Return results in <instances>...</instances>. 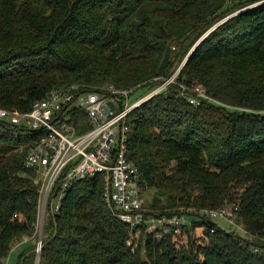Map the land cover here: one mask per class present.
Returning a JSON list of instances; mask_svg holds the SVG:
<instances>
[{
    "label": "trees",
    "instance_id": "trees-1",
    "mask_svg": "<svg viewBox=\"0 0 264 264\" xmlns=\"http://www.w3.org/2000/svg\"><path fill=\"white\" fill-rule=\"evenodd\" d=\"M174 76L130 115L129 160L143 196L156 191L151 215L200 219L130 245L98 176L48 215L39 264H264V0H0V109L29 113L71 85L144 95ZM37 139L0 119V264L28 242L17 264L38 259ZM219 209L247 237L203 216Z\"/></svg>",
    "mask_w": 264,
    "mask_h": 264
},
{
    "label": "built area",
    "instance_id": "built-area-1",
    "mask_svg": "<svg viewBox=\"0 0 264 264\" xmlns=\"http://www.w3.org/2000/svg\"><path fill=\"white\" fill-rule=\"evenodd\" d=\"M174 79L175 76L159 89L140 96L134 88L90 91L71 85L53 90L46 99L35 103L29 113L0 109V119L7 124L38 134L25 161V167L34 170L41 181L35 227L36 264L40 263L47 216L61 211L69 189L98 176L104 177L106 204L120 221L136 231L133 239H139L143 232L157 239L179 235L185 226L191 225L183 215L150 214L145 207L140 170L129 160L130 115ZM197 92L201 98L210 99L202 90ZM190 103L200 105L197 98H191ZM203 216L211 220L220 218L230 227L240 228L231 209L205 210ZM129 244L133 245V240ZM256 251L261 252L258 248Z\"/></svg>",
    "mask_w": 264,
    "mask_h": 264
},
{
    "label": "rangeland",
    "instance_id": "rangeland-1",
    "mask_svg": "<svg viewBox=\"0 0 264 264\" xmlns=\"http://www.w3.org/2000/svg\"><path fill=\"white\" fill-rule=\"evenodd\" d=\"M172 79V78H171ZM170 80V79H169ZM161 86H159L157 89H159ZM156 89V90H157ZM146 90L145 89H143V90H140V91H138L137 92V96H140V95H143L142 93L143 92H145ZM154 90H152V91H150V92H148L147 91V93H145V94H149V93H151V92H153ZM144 94V95H145ZM145 193H144V196H143V198L145 199V202H146V204H149V202H151L152 201V199H153V197L155 196V194H156V191L154 190V189H148L147 191H144ZM47 218H48V216H47ZM46 218V221H45V228H46V226H47V224H48V219ZM187 221L189 222L190 221V223H192L193 222V220L195 219V220H199L200 218L199 217H188L187 216ZM216 223L221 227V228H223V229H225L226 231H228V232H232V231H234V232H236L239 236H241V237H247L246 235H245V233L243 232V230H241L240 228H238V227H229V224L225 221V220H216ZM45 232V231H44ZM202 236V231L201 230H197V233H195V237H198V238H200ZM138 239H133V241L136 243V244H138L137 241ZM33 244V242H28V243H24V245H22V246H20L18 249H15V250H13L12 251V254L10 255V259L8 260V264H17V262H18V258H19V256H20V254L24 251V250H26L27 248H29L31 245ZM133 249H136V248H134L133 247ZM36 262H37V260H36Z\"/></svg>",
    "mask_w": 264,
    "mask_h": 264
},
{
    "label": "water",
    "instance_id": "water-1",
    "mask_svg": "<svg viewBox=\"0 0 264 264\" xmlns=\"http://www.w3.org/2000/svg\"><path fill=\"white\" fill-rule=\"evenodd\" d=\"M110 105H111V107H112V108H114V106H113V104H112V103H111Z\"/></svg>",
    "mask_w": 264,
    "mask_h": 264
}]
</instances>
